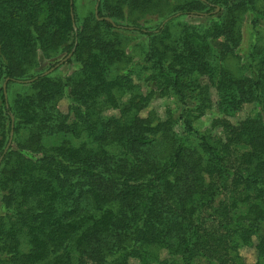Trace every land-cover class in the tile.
<instances>
[{
    "label": "trees",
    "instance_id": "obj_1",
    "mask_svg": "<svg viewBox=\"0 0 264 264\" xmlns=\"http://www.w3.org/2000/svg\"><path fill=\"white\" fill-rule=\"evenodd\" d=\"M98 16L82 21L76 0H0V264H248L249 246L264 264V0H100ZM137 36L147 96L130 65L112 70ZM217 37L231 49L212 63ZM69 53L73 74L38 71L39 54ZM204 77L219 136L194 125L212 105ZM157 93L177 97L178 116L142 114ZM246 104L255 114L228 119Z\"/></svg>",
    "mask_w": 264,
    "mask_h": 264
},
{
    "label": "rangeland",
    "instance_id": "obj_2",
    "mask_svg": "<svg viewBox=\"0 0 264 264\" xmlns=\"http://www.w3.org/2000/svg\"><path fill=\"white\" fill-rule=\"evenodd\" d=\"M99 1L97 0H76V5L78 7V13H79V18L83 21L86 20V18L90 15L91 11L94 9L95 14H96V8L99 5ZM220 6H217L215 10H218ZM98 11V9H97ZM126 13H128V9L125 10ZM153 11L147 12L145 15L141 17V15H138L139 17V23H143L145 21H150L155 20L157 15L153 14ZM138 14V13H136ZM98 19L99 18L98 14H96ZM136 17V16H135ZM145 17V18H143ZM108 20H111V18L106 17ZM211 19V16L209 15H189L187 17H183L182 21H187L192 24L196 23H207ZM149 22V23H150ZM148 23V24H149ZM242 36H241V43L239 48H237V53L238 56L240 57L239 60L237 59H228L226 63H224L226 66H228L230 69L236 71L239 68V63H244L248 61V51L253 43V37H252V28L250 26V17L244 18L242 22ZM135 35H138L137 33H132ZM142 39L138 38L135 40H132L129 47H127V53L131 57V62H126V63H118L112 66L113 71L117 70H124L129 67L133 69L134 72V77H135V84H136V89L137 91L141 92L143 95L149 94V86L146 85L144 79L146 75H148L147 72L141 71L139 68L138 62L141 59V56L143 54V50L145 48V45L143 42H141ZM211 48H212V53L209 55L211 59H214V56H217L219 52L222 51H229L231 49L230 44L227 42V40L224 37H217V38H212L209 41ZM66 56V57H65ZM72 56V53H69L67 55H60L59 57L53 58V59H45L41 54L38 55L39 61L41 63L40 67H38V71L45 72L48 74H53L54 77H63L66 75L73 74L79 69V64L78 63H72L68 64L67 59H69ZM62 61V62H61ZM217 59H214L212 63H216ZM52 64H55L53 67H51ZM116 72H113V74ZM214 78L213 79H207L204 77V82L206 85L209 86L210 90V98L212 105L209 109H207L206 113L202 118L196 121L194 124L195 127L200 130L201 132H211L213 136H219L220 132L218 131H212L211 129V124L213 119L217 117H222L221 114H219L218 109H217V103H218V92L216 91L214 87ZM6 83V82H5ZM20 85L18 84H13L10 86V95L12 96L16 90L20 89ZM127 95L122 96L121 100L125 101L127 100ZM147 106L143 110L142 114L145 116L149 112L151 113L152 111L159 114L162 117H166V112L171 111L174 113L175 116L179 115L180 108H179V101L177 97L174 96H160L157 94H154L150 96V98L146 101ZM58 108L62 112L66 113L69 109L70 105V99L68 96H65L61 98L58 101ZM256 112V108L254 104H246L244 107L234 115H229L227 116L229 120H231L234 123H237L238 121L246 118L247 116L253 115ZM105 116H114L118 115V111L114 109H108L104 112ZM66 138H71L70 136H67ZM61 137L59 136H53V137H48L46 141L49 144H52L54 142H57L60 140ZM76 143V141L74 140ZM256 243V240L255 242ZM242 256L245 260L246 263L252 264L256 260V250L254 246H249L242 248L241 250ZM161 259H164L167 257L166 253L161 254ZM132 264H139V262L136 259H131ZM155 264H161V263H155Z\"/></svg>",
    "mask_w": 264,
    "mask_h": 264
},
{
    "label": "water",
    "instance_id": "obj_3",
    "mask_svg": "<svg viewBox=\"0 0 264 264\" xmlns=\"http://www.w3.org/2000/svg\"><path fill=\"white\" fill-rule=\"evenodd\" d=\"M97 9H98V6H97V8H96V14H98ZM61 62H62V61H61ZM47 73H48V72H47ZM4 89H5V84H4ZM12 135H13V131L11 132V138H10V141H9V143L7 144L6 148H5V151H7V149H8V148L10 147V145H11Z\"/></svg>",
    "mask_w": 264,
    "mask_h": 264
}]
</instances>
